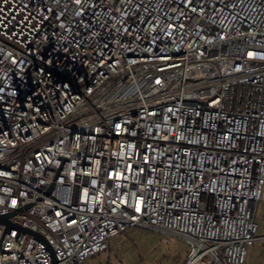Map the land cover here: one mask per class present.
Returning <instances> with one entry per match:
<instances>
[{
    "label": "built area",
    "instance_id": "1",
    "mask_svg": "<svg viewBox=\"0 0 264 264\" xmlns=\"http://www.w3.org/2000/svg\"><path fill=\"white\" fill-rule=\"evenodd\" d=\"M263 198L264 0H0V264H246Z\"/></svg>",
    "mask_w": 264,
    "mask_h": 264
},
{
    "label": "rangeland",
    "instance_id": "2",
    "mask_svg": "<svg viewBox=\"0 0 264 264\" xmlns=\"http://www.w3.org/2000/svg\"><path fill=\"white\" fill-rule=\"evenodd\" d=\"M259 235H264V198L257 209ZM168 238V239H166ZM110 247L90 258L89 264H183L190 245L180 235H166L163 232L130 227L124 233L113 237ZM246 264H264V240L255 242L249 248Z\"/></svg>",
    "mask_w": 264,
    "mask_h": 264
},
{
    "label": "water",
    "instance_id": "3",
    "mask_svg": "<svg viewBox=\"0 0 264 264\" xmlns=\"http://www.w3.org/2000/svg\"><path fill=\"white\" fill-rule=\"evenodd\" d=\"M10 214L0 215V222L6 223L9 227L12 226V223L9 221Z\"/></svg>",
    "mask_w": 264,
    "mask_h": 264
},
{
    "label": "crops",
    "instance_id": "4",
    "mask_svg": "<svg viewBox=\"0 0 264 264\" xmlns=\"http://www.w3.org/2000/svg\"><path fill=\"white\" fill-rule=\"evenodd\" d=\"M263 200V199H262ZM261 200V201H262ZM261 201L259 202V204L261 203ZM259 204H258V207H259ZM258 207H257V209H258ZM256 214H257V212H256ZM262 236H264V235H262ZM115 237V236H114ZM261 240H264V238L263 239H261ZM260 241V240H259ZM248 259H249V256H248ZM247 262H248V260H247Z\"/></svg>",
    "mask_w": 264,
    "mask_h": 264
}]
</instances>
